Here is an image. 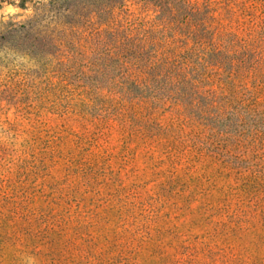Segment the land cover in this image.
<instances>
[{
    "label": "rangeland",
    "instance_id": "374dc122",
    "mask_svg": "<svg viewBox=\"0 0 264 264\" xmlns=\"http://www.w3.org/2000/svg\"><path fill=\"white\" fill-rule=\"evenodd\" d=\"M89 9L93 62L0 51V264H264V0Z\"/></svg>",
    "mask_w": 264,
    "mask_h": 264
},
{
    "label": "trees",
    "instance_id": "16d2710c",
    "mask_svg": "<svg viewBox=\"0 0 264 264\" xmlns=\"http://www.w3.org/2000/svg\"><path fill=\"white\" fill-rule=\"evenodd\" d=\"M94 2L47 0L25 19L9 18L0 28V51L28 57L43 69L64 72L83 66L84 61L93 62L87 51L108 52L114 42V33L90 22L89 6ZM107 34L109 40L105 39Z\"/></svg>",
    "mask_w": 264,
    "mask_h": 264
}]
</instances>
